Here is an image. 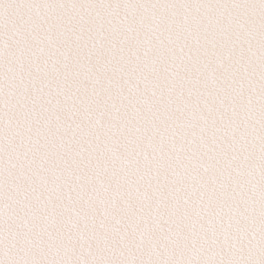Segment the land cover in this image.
I'll list each match as a JSON object with an SVG mask.
<instances>
[{
  "label": "snow or ice",
  "instance_id": "obj_1",
  "mask_svg": "<svg viewBox=\"0 0 264 264\" xmlns=\"http://www.w3.org/2000/svg\"><path fill=\"white\" fill-rule=\"evenodd\" d=\"M0 264H264V0H0Z\"/></svg>",
  "mask_w": 264,
  "mask_h": 264
}]
</instances>
